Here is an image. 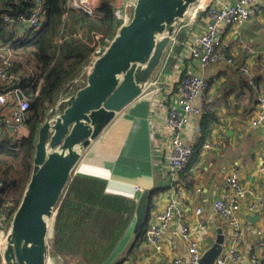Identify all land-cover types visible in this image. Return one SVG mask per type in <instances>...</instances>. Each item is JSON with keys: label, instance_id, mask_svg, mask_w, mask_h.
Returning a JSON list of instances; mask_svg holds the SVG:
<instances>
[{"label": "crops", "instance_id": "obj_1", "mask_svg": "<svg viewBox=\"0 0 264 264\" xmlns=\"http://www.w3.org/2000/svg\"><path fill=\"white\" fill-rule=\"evenodd\" d=\"M238 1L208 0L207 3L233 4ZM198 5L194 11H189L179 25L178 34L179 31L182 33L172 42L164 69L151 78L142 96L118 113L86 149L73 177L87 175L94 179L100 178L107 192L130 197L136 202L143 190H152L153 197L144 231L153 224L155 214L165 208L169 196L178 192L180 212L163 233L162 250H151L142 236L136 248V253L140 257L141 254L150 257L152 264H173L176 256L188 257V245L180 231L182 220L196 226L202 252L212 247L219 235L224 236L225 248L234 244L230 225L213 207L218 196L230 191L225 185V177L234 167L250 193L242 201L240 211L242 240L239 248L242 257L239 262L231 264H254L252 255L258 252L257 230L264 229V208L252 211L248 208L252 202L264 197V171L261 170L264 129L251 124V118L259 107V97L264 96V2L257 3L259 9L251 18L233 25H221V57L205 69L199 68L192 59L182 60L183 54L187 52L184 43L189 38L194 41L196 36L205 32L208 24L207 13L199 10ZM20 29L24 36L25 29ZM17 33L19 36L20 30ZM90 64L67 81L65 86L72 85L73 80L77 81L75 88L85 84ZM29 66L34 67L32 60ZM241 66H246L248 72L242 71ZM34 70L30 67L27 69ZM193 71L207 80L216 79L212 81L211 95L221 100L212 105L214 110L210 114L191 116L182 135L185 143L195 148V155L186 170L172 174L167 169L171 155V131L165 120L167 108L176 103L183 75ZM250 79L254 80L253 84H249ZM158 85L161 89L155 91ZM0 87H7V83L0 79ZM60 96H63L62 92ZM194 103L200 105L202 99ZM2 110L7 109L0 106V120L3 123L1 137H16L9 126L11 118L2 116ZM30 133L28 124L24 123L17 137L25 139ZM204 140H210L209 148L203 145ZM200 206L203 208L201 218L205 221L204 226L199 225V216L195 212ZM254 215L258 217L251 219ZM134 219L135 215L124 235L126 244L121 246L123 249L116 251L109 262L122 256L120 264H139L136 256L127 255L133 240L130 241ZM1 253L0 250V264H4ZM51 253L50 247L49 258L52 259L48 260V264L65 263V257L57 251L54 255Z\"/></svg>", "mask_w": 264, "mask_h": 264}, {"label": "water", "instance_id": "obj_2", "mask_svg": "<svg viewBox=\"0 0 264 264\" xmlns=\"http://www.w3.org/2000/svg\"><path fill=\"white\" fill-rule=\"evenodd\" d=\"M197 4L199 0H136L130 20L89 66L85 84L50 108L38 128L31 177L1 253L4 264H48L58 206L84 152L166 65L179 25ZM152 194L145 189L138 197L131 246L143 233ZM223 242L219 235L204 250L201 264H213Z\"/></svg>", "mask_w": 264, "mask_h": 264}, {"label": "trees", "instance_id": "obj_3", "mask_svg": "<svg viewBox=\"0 0 264 264\" xmlns=\"http://www.w3.org/2000/svg\"><path fill=\"white\" fill-rule=\"evenodd\" d=\"M66 1L44 0L42 27L26 30L23 37H18L19 28L9 27L3 15L27 13L32 0H0V37L4 41L15 39L10 69L17 73L23 93L30 100L26 119L30 135L25 139L9 135L0 138V182L7 183L5 188L10 187L0 197V205L5 209L9 201H14L13 213L31 177L39 126L61 92L68 96L84 85L75 88L76 82L68 86L65 83L91 63L99 48L117 34L120 24L117 0H101L95 14L68 8ZM179 34L177 31L175 40ZM31 60L34 71L19 68L23 61L29 64ZM101 180L78 175L67 185L57 210L50 245L52 255L57 251L65 258L77 259L78 264H107L116 251L123 249L124 235L137 202L107 192ZM12 219L13 216L7 230ZM141 236L127 255L137 248Z\"/></svg>", "mask_w": 264, "mask_h": 264}, {"label": "built area", "instance_id": "obj_4", "mask_svg": "<svg viewBox=\"0 0 264 264\" xmlns=\"http://www.w3.org/2000/svg\"><path fill=\"white\" fill-rule=\"evenodd\" d=\"M260 1L264 2V0H239L233 4H218L211 2L209 4L207 3L204 7H199L198 5L199 10L202 9L207 13L208 24L205 32L196 36L194 41H191L192 38H189L184 43V47L187 48V52L183 54L184 56H182V60L192 59L201 69H205L211 63L217 61L221 57L223 46L221 25H233L251 18L255 13H257L259 9V5H257V3ZM135 2L136 0H126L122 6H118L116 1V11L123 12V8L125 6L129 8H127V12H125L123 23L130 20ZM99 4V0L66 1V6L68 8L80 9L89 14H95ZM3 19L4 22L11 28L20 27L24 28L25 31L39 30L45 19L44 0H32V5L27 13L25 12L15 15L6 13L3 15ZM20 28V34L18 37H23V32ZM14 40L15 39L4 41L0 37V79L7 83V87H0V106L7 109L2 110V116L8 115V117L11 118L12 123L9 126L12 133L15 136H18L21 132V127L24 123H26L30 108V100L23 93L17 73L11 71L10 69ZM109 43L110 42L99 48L94 59L107 48ZM229 61L234 63L232 59H229ZM89 66L87 67V71ZM240 69L248 72V68L246 66H241ZM215 80L216 79H213L212 81ZM73 81L77 83V81ZM212 81L205 79L203 76L199 75V73L194 71L184 74L181 79L176 103L167 108V115L165 119L166 126L171 131V155L167 162V169L172 174H180L186 170L195 155V148L187 145L182 135L183 129L190 121L191 116H205L210 114V112L214 110L212 105L221 100L220 97L211 95ZM249 83L253 84L254 80L250 79ZM159 89H161V87L158 85L155 91ZM199 98L202 99V104L195 105V100ZM258 105L259 107L255 116L251 118V124L264 129L263 95H260ZM2 130L3 123L0 120V137L2 135ZM200 135L202 134L200 133ZM203 142L205 147L209 148L211 146L210 140H204ZM261 161V170L264 171V154L261 155ZM225 178V185L230 191H224L220 196H218L213 203V207L215 211L230 225L234 244L228 248H225L223 244V250L215 259L213 264L237 263L242 257L239 248V244L242 240L240 211L242 209V201L248 197L250 190L244 186L236 168L234 167ZM4 185L5 184L3 182H0V189L3 188ZM9 189L10 187L5 188L2 193L0 192V197L6 195ZM178 195V192H174L169 196L165 208L155 214L153 224H151V226L148 227V229H146V231L142 234L143 241L154 252H160L162 250L163 233L166 229L170 228L175 216L180 212L181 201ZM14 205V201H9L5 209H3L0 205L1 252L6 245L7 234L10 229L9 228L7 230L9 220L15 213H13ZM248 208L250 211L257 210L258 208H264V197H261L258 201L252 202ZM195 212L199 216V225L204 226L205 221L201 218L203 208L201 206L197 207ZM180 231L188 245V257L185 259L182 256H176L173 260V264H185L186 262H189L190 264H201L203 252L200 249L199 241L196 236V226L186 220H182L180 223ZM257 233L259 236L256 245L258 252H255L252 255V262H254V264H264V229L259 228ZM128 255L136 256L139 260V264H152L150 257L143 256V254H141L140 257L139 254L136 253V249Z\"/></svg>", "mask_w": 264, "mask_h": 264}, {"label": "rangeland", "instance_id": "obj_5", "mask_svg": "<svg viewBox=\"0 0 264 264\" xmlns=\"http://www.w3.org/2000/svg\"><path fill=\"white\" fill-rule=\"evenodd\" d=\"M100 2H101V0H99ZM126 0H117V4H118V6H122V4L125 2ZM122 2V3H121ZM99 3V2H98ZM198 5V4H197ZM127 6H125L124 8H123V12H118V11H116V13H117V16H118V18H119V20H120V24H119V26H118V29H119V27L122 25V24H124L123 23V21H124V18H125V12H127ZM129 9V8H128ZM190 12L191 11H194V8H192V9H190L189 10ZM117 32H118V30H117ZM99 35H97V37L98 38H101L100 36L102 35L101 33H98ZM33 68V67H31V66H29V64H27V62L26 61H23L22 62V64L20 65V69H22V70H24V71H27V69L28 68ZM164 69V67H162V69L161 70H163ZM159 71H160V69H159ZM158 73V72H157ZM156 73V74H157ZM154 82V81H153ZM154 85V84H153ZM156 88H157V86H156ZM57 100H59V98L57 99ZM2 138H6V136H4V137H2ZM15 139L17 138V136L16 137H14ZM18 139V138H17ZM136 210V209H135ZM136 212V211H135ZM134 215H135V213L133 214V217H134ZM133 217L131 218V220L133 219ZM52 239H53V235L51 236V239H50V243H51V241H52ZM133 239V237H131V239H130V241ZM130 241H129V243H130ZM49 259H52V257L51 258H49ZM66 259V261H65V263L64 264H78L79 262H77L76 260L77 259H75V258H73V257H71V258H65ZM81 260H83V259H81ZM50 261V260H49ZM52 264H54V263H52Z\"/></svg>", "mask_w": 264, "mask_h": 264}, {"label": "bare ground", "instance_id": "obj_6", "mask_svg": "<svg viewBox=\"0 0 264 264\" xmlns=\"http://www.w3.org/2000/svg\"><path fill=\"white\" fill-rule=\"evenodd\" d=\"M201 1H202V3H201ZM204 2L207 4L208 0H199V7H201ZM206 4L204 6H206Z\"/></svg>", "mask_w": 264, "mask_h": 264}]
</instances>
